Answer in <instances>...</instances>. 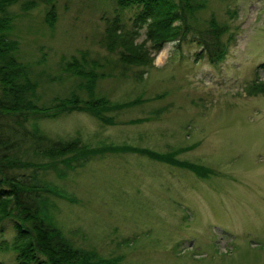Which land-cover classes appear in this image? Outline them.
Masks as SVG:
<instances>
[{
    "label": "rangeland",
    "instance_id": "1",
    "mask_svg": "<svg viewBox=\"0 0 264 264\" xmlns=\"http://www.w3.org/2000/svg\"><path fill=\"white\" fill-rule=\"evenodd\" d=\"M26 1L31 0L8 8L15 16L10 36L19 42L21 60L33 63L40 75L36 103L49 105L54 96L78 90L79 80L63 73L59 60L84 51L104 64L98 71L106 76L96 80L95 95L113 103L138 101L108 111L110 124L81 111L40 119L48 142L78 138L92 147L173 148L178 159L212 171L201 178L124 149L92 157L64 178L51 168L38 169L36 180L66 196L46 194V212L63 236L105 257L123 255L122 264H264V95L247 90L254 80L264 82V0H202L195 23L202 27L214 16L227 27L220 38L229 43L224 59L211 63L188 36L165 43L157 53L149 48L152 66L139 78L138 67L123 68L98 41L107 19L130 26L136 6L123 8L116 0H33L25 10ZM52 3L55 17L49 25L45 17ZM146 24L136 43L144 39ZM135 119L142 121L130 122ZM14 235L6 224L0 264L18 263L11 248H3Z\"/></svg>",
    "mask_w": 264,
    "mask_h": 264
},
{
    "label": "trees",
    "instance_id": "2",
    "mask_svg": "<svg viewBox=\"0 0 264 264\" xmlns=\"http://www.w3.org/2000/svg\"><path fill=\"white\" fill-rule=\"evenodd\" d=\"M19 1L0 0V233L6 224L15 231L11 245L3 243V248H11L17 264H122L123 255L105 257L96 248L74 246L63 236L46 212V206H49L46 194L64 199L66 196H60L58 191H61L56 186L53 188L42 179L36 180L38 169L51 168L58 178H64L68 172L82 166L92 157L103 156L107 151L122 152L123 149L183 167L201 178H208L211 168L178 159V150L173 148L159 152L130 145L103 144L92 147L78 138L48 142V136L39 127L40 119H56L61 114L81 111L91 114L102 123L110 124L112 119L106 115L108 111L138 101L113 103L106 96L95 95L96 80L106 76L105 72L98 71L103 69L104 64L97 58L88 57L84 51L69 58L60 57L59 68L67 76L79 80L76 86L78 90L85 91L87 96H82L72 88L66 96H54L49 105L36 103L39 98L35 90L41 82L40 75L34 72L33 63L21 60L19 42L10 36L15 16L9 13L8 8ZM116 2L123 8H138L130 18L132 24L127 27L119 24L118 18L107 19L103 35L98 41L109 53L117 56V62L123 68L138 67L136 78L152 66L154 56L149 54V48L157 53L165 43L183 41L188 36H192L201 46L199 55L204 53L211 63L219 62L226 54V45L229 43H222L220 38L227 27L214 16L205 20L202 27L198 28L195 23V12L204 5L202 0ZM34 5L33 0L26 1L22 3V8L28 10ZM53 8L52 3L50 11L46 12L45 21L49 25L54 24ZM144 23H147L145 37L136 43L138 30ZM232 36L230 32L228 39H232ZM146 42H149L148 47L145 46ZM261 66L264 67V63ZM45 76L47 80L54 81L50 75ZM247 90L252 94L264 95V82L254 80ZM28 121L29 125H24ZM134 121L142 120L130 122ZM30 156L48 157L49 160L35 162L29 160ZM22 169H30L29 174L19 177L15 172Z\"/></svg>",
    "mask_w": 264,
    "mask_h": 264
}]
</instances>
